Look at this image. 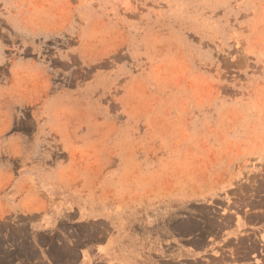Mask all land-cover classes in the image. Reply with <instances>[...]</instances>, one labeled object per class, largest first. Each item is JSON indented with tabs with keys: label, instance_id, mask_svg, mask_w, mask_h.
Masks as SVG:
<instances>
[{
	"label": "rangeland",
	"instance_id": "rangeland-1",
	"mask_svg": "<svg viewBox=\"0 0 264 264\" xmlns=\"http://www.w3.org/2000/svg\"><path fill=\"white\" fill-rule=\"evenodd\" d=\"M44 203L264 264V0H0V239Z\"/></svg>",
	"mask_w": 264,
	"mask_h": 264
},
{
	"label": "crops",
	"instance_id": "crops-1",
	"mask_svg": "<svg viewBox=\"0 0 264 264\" xmlns=\"http://www.w3.org/2000/svg\"><path fill=\"white\" fill-rule=\"evenodd\" d=\"M46 203L10 216L13 229L23 231L0 239L5 264H187L179 261L177 236L166 245L159 231L149 237L143 229L125 228L128 221L116 209L76 206L59 215L47 212Z\"/></svg>",
	"mask_w": 264,
	"mask_h": 264
}]
</instances>
